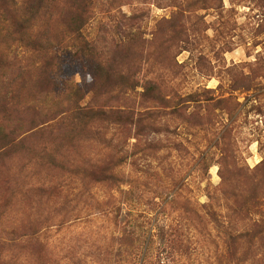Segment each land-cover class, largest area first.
I'll use <instances>...</instances> for the list:
<instances>
[{
    "label": "rangeland",
    "instance_id": "obj_1",
    "mask_svg": "<svg viewBox=\"0 0 264 264\" xmlns=\"http://www.w3.org/2000/svg\"><path fill=\"white\" fill-rule=\"evenodd\" d=\"M43 6L24 32L32 45L0 35L10 82L26 86L16 105L24 127L0 152V264H204L210 246L200 213L181 208L186 190H174V206L163 200L179 179L201 203L206 186L215 188L236 235L225 258L264 264V0ZM81 26L99 55L74 57ZM138 29L150 43L128 50ZM52 55L58 84L40 97L34 67ZM101 57L110 76L99 72ZM76 96L91 109L149 119L129 125L123 147L114 123L71 122ZM108 167L123 193L107 182ZM188 215L190 253L179 222Z\"/></svg>",
    "mask_w": 264,
    "mask_h": 264
},
{
    "label": "trees",
    "instance_id": "obj_2",
    "mask_svg": "<svg viewBox=\"0 0 264 264\" xmlns=\"http://www.w3.org/2000/svg\"><path fill=\"white\" fill-rule=\"evenodd\" d=\"M43 2H45V0H0V35L8 37L9 35L19 34L18 40L23 41L27 46V41L31 40V38L29 36L24 37V32L31 27V24L35 21L37 16L44 11ZM73 6H75V3ZM2 9H7L5 12H10L9 20H7L4 13L1 12ZM81 14L87 15L86 7ZM28 24L29 26H27ZM73 32L74 41L76 43L74 57H77V54L79 55V58H89L99 55L94 43L91 40H88L84 35L82 26L73 30ZM147 34V32L141 29L136 30L134 34H130V42H128L129 45L127 46L128 50H142L145 45H148L150 39L147 38ZM36 42L39 44L38 41ZM33 43H30L27 47ZM40 45H42L44 50L47 48L44 43H40ZM15 58H17V56H15ZM54 58L55 57L52 55L41 65L34 67V70H38V75L34 80V88L36 94L38 93L40 97L49 96L50 92L53 93V88L58 84L53 75L54 70L50 66ZM7 60L8 57L5 56L3 52H0V152L3 151V153H6L9 148L16 144L17 139L15 138V133L20 132L25 123L21 108L16 109V105H18L21 93L24 92L26 86L22 83L10 82V78H8L6 72L7 68L4 66V61ZM110 63L111 60H104V58L101 57V63L98 64L100 67L99 72H104V74L110 76V71L105 69ZM68 89L69 87L67 86V90ZM67 90L66 92H68ZM75 98L76 99L72 102L68 103L71 113V122H78L75 123L77 125L81 123L87 125L95 120L101 119L108 123H114L119 126V131L117 132L118 134H121V137L119 136L117 139L121 138L119 143L121 142L123 147L129 143V140H127V135L130 131L128 129L129 125L135 124L137 126L142 124L144 118L149 119L145 116L142 119L135 120L131 115L125 114L126 111L110 110L101 112L102 110H95L88 107L87 102H83V96H76ZM7 105H9V110L12 109L14 111L10 112ZM33 107L36 108L35 105H33ZM26 109L29 108H25L24 106V110ZM100 113L107 116V118L100 117ZM113 139L111 138L109 140L112 144ZM141 152V159L147 161L148 158L146 157V154L143 153V151H140L139 153ZM114 171L113 167L107 168V173L110 175L107 182L121 183L120 191L123 193L124 191L121 189V186L124 185V182L116 175H113ZM181 181L182 179H179L176 183L171 185L172 189L170 193L173 191L174 194L170 196L168 193L163 200L174 206V204H177V191L175 192L174 190H177V188L185 189L187 196L184 197L181 208L186 213H191L193 211L200 213V223L203 227L205 237L208 240L207 242H209L210 247L207 251V257L204 264H232L230 260L225 258V254L231 253L230 245L232 241H236V235L233 232L232 226L227 221L228 216L221 214L220 212L221 206L218 203L215 188H211L210 185L206 186L205 190L207 191L208 201L201 203L193 197V191L189 187L190 184L188 181L184 180L182 184ZM180 184L181 186L178 187ZM179 222H182L183 227L186 229V234L184 235L186 239L185 247L188 253H190L192 247L196 246L195 239L190 235L194 222L189 215Z\"/></svg>",
    "mask_w": 264,
    "mask_h": 264
}]
</instances>
